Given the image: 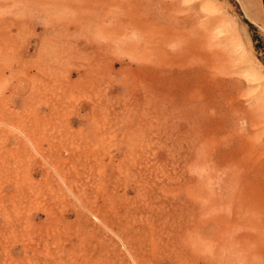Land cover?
Returning <instances> with one entry per match:
<instances>
[{"label": "rangeland", "instance_id": "rangeland-1", "mask_svg": "<svg viewBox=\"0 0 264 264\" xmlns=\"http://www.w3.org/2000/svg\"><path fill=\"white\" fill-rule=\"evenodd\" d=\"M256 132L264 0H0V264H204L185 240Z\"/></svg>", "mask_w": 264, "mask_h": 264}, {"label": "bare ground", "instance_id": "bare-ground-1", "mask_svg": "<svg viewBox=\"0 0 264 264\" xmlns=\"http://www.w3.org/2000/svg\"><path fill=\"white\" fill-rule=\"evenodd\" d=\"M221 23L229 24L226 19H221ZM176 39L181 41L180 47L186 49L187 56L177 58L174 52L179 46L176 45H172L174 52L168 50L167 53L174 54L172 58L182 65L202 62L204 70L201 67L191 73L199 77L197 84H206V77L222 67L218 64L217 52L207 44L196 45L186 30L176 34ZM156 40L162 49L167 44L163 40ZM192 51L195 55H192ZM244 114V118L253 123L258 111ZM263 139V135L256 132L248 140L239 141L238 150L228 151L220 191L213 190L209 197V211L204 218L205 230L191 232L185 240L198 256L197 259L204 264H264V258L258 254L264 243Z\"/></svg>", "mask_w": 264, "mask_h": 264}]
</instances>
